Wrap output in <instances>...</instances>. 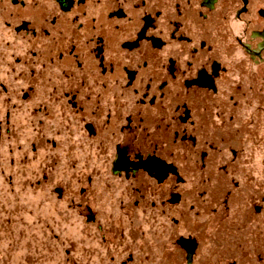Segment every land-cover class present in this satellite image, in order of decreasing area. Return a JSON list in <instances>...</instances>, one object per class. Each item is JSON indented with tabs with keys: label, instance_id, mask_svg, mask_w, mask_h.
Returning a JSON list of instances; mask_svg holds the SVG:
<instances>
[{
	"label": "flooded vegetation",
	"instance_id": "obj_1",
	"mask_svg": "<svg viewBox=\"0 0 264 264\" xmlns=\"http://www.w3.org/2000/svg\"><path fill=\"white\" fill-rule=\"evenodd\" d=\"M0 23L44 169L177 225L199 170L216 246L264 261V0H0Z\"/></svg>",
	"mask_w": 264,
	"mask_h": 264
},
{
	"label": "rangeland",
	"instance_id": "obj_2",
	"mask_svg": "<svg viewBox=\"0 0 264 264\" xmlns=\"http://www.w3.org/2000/svg\"><path fill=\"white\" fill-rule=\"evenodd\" d=\"M3 35L0 23V264H264L255 246L248 255L216 246L199 170L186 169L188 205L177 225L165 222L158 204L152 212L141 204L130 211L127 198L96 176L90 183L78 169H44L37 159L35 94L24 88L33 79L11 69ZM87 205L95 219H88ZM180 235L198 241L191 259L177 243Z\"/></svg>",
	"mask_w": 264,
	"mask_h": 264
},
{
	"label": "water",
	"instance_id": "obj_3",
	"mask_svg": "<svg viewBox=\"0 0 264 264\" xmlns=\"http://www.w3.org/2000/svg\"><path fill=\"white\" fill-rule=\"evenodd\" d=\"M179 243H181L182 245L186 246L188 248V245H192V249L189 250L188 252V258L190 259V257L193 255L195 248L197 247V240L196 239H187V238H181L179 240Z\"/></svg>",
	"mask_w": 264,
	"mask_h": 264
}]
</instances>
